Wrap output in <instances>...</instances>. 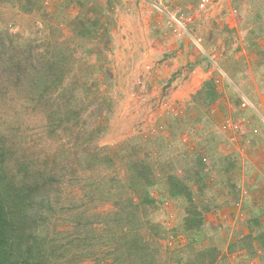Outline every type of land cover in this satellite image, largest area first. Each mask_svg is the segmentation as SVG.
I'll list each match as a JSON object with an SVG mask.
<instances>
[{
    "label": "rangeland",
    "instance_id": "obj_1",
    "mask_svg": "<svg viewBox=\"0 0 264 264\" xmlns=\"http://www.w3.org/2000/svg\"><path fill=\"white\" fill-rule=\"evenodd\" d=\"M212 2L183 36L137 0H31V11L30 0H16L0 5V27L40 45L68 46V61L88 87L81 101H91L105 125L97 144L117 162L134 147L158 177L161 166L183 174L204 162L200 181L189 183L192 205L204 212L202 235L185 229L186 198L156 186L157 206L148 209L154 229L138 232L142 241L170 245L173 264L197 257L201 264H264V0ZM196 4L166 6L172 13ZM80 29L90 37L77 35ZM43 119L31 116L26 125L50 151L65 140L50 136ZM164 228L170 233L162 240Z\"/></svg>",
    "mask_w": 264,
    "mask_h": 264
},
{
    "label": "trees",
    "instance_id": "obj_2",
    "mask_svg": "<svg viewBox=\"0 0 264 264\" xmlns=\"http://www.w3.org/2000/svg\"><path fill=\"white\" fill-rule=\"evenodd\" d=\"M77 35L90 37L82 29ZM67 52L58 41L40 45L0 27V264H173L170 245L136 234L154 229L148 209L157 206V186L171 199L186 198L185 229L202 235L204 212L192 205L189 183L200 181L204 162L183 174L161 166L160 177L136 147L117 162L97 144L105 125L91 101H81L88 87ZM31 116H42L48 134L68 143L39 147L42 137L26 125ZM101 205L110 209L97 211ZM163 231L162 240L170 233Z\"/></svg>",
    "mask_w": 264,
    "mask_h": 264
},
{
    "label": "built area",
    "instance_id": "obj_3",
    "mask_svg": "<svg viewBox=\"0 0 264 264\" xmlns=\"http://www.w3.org/2000/svg\"><path fill=\"white\" fill-rule=\"evenodd\" d=\"M142 1L144 3L150 4L156 11L160 12L161 14H164L167 19L169 20L170 28L173 29V31L176 34H179L181 36L183 35H189V26L191 24H194L197 20H200L203 17V13L208 9L209 6L212 5V0H199L196 7L193 6H185L183 8H177L174 9L173 12H169L167 10V3L170 2V0H137ZM184 8L186 10H184ZM249 103L245 101L243 103V106H247ZM227 128V127H224ZM234 130H237L236 127H234ZM232 130V129H230Z\"/></svg>",
    "mask_w": 264,
    "mask_h": 264
}]
</instances>
